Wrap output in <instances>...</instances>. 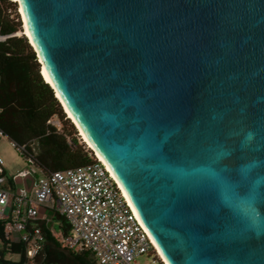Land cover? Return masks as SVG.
Masks as SVG:
<instances>
[{
    "label": "water",
    "instance_id": "95a60500",
    "mask_svg": "<svg viewBox=\"0 0 264 264\" xmlns=\"http://www.w3.org/2000/svg\"><path fill=\"white\" fill-rule=\"evenodd\" d=\"M15 3L163 261L264 264V0Z\"/></svg>",
    "mask_w": 264,
    "mask_h": 264
},
{
    "label": "built area",
    "instance_id": "2783aa9c",
    "mask_svg": "<svg viewBox=\"0 0 264 264\" xmlns=\"http://www.w3.org/2000/svg\"><path fill=\"white\" fill-rule=\"evenodd\" d=\"M60 120L51 116L46 124L61 132ZM0 137L6 138L29 164L12 176V180L25 181L13 189L0 159L3 237L9 244L23 245L27 264H34L42 252L46 234L61 248L90 252L96 264H133L136 255L146 252L166 264L117 179L78 134L77 141L90 161L60 170H49L39 163L35 139L18 144L1 129ZM66 142L75 145L68 136Z\"/></svg>",
    "mask_w": 264,
    "mask_h": 264
},
{
    "label": "trees",
    "instance_id": "16d2710c",
    "mask_svg": "<svg viewBox=\"0 0 264 264\" xmlns=\"http://www.w3.org/2000/svg\"><path fill=\"white\" fill-rule=\"evenodd\" d=\"M13 4L11 0H0L1 36L19 29L17 17H11L7 11ZM0 109V129L18 144L35 139L38 145L37 160L43 167L60 170L90 161L87 152L77 144L75 138H72L75 145L70 146L64 132H56L46 124V120L53 115L63 121L68 120L64 119L61 105L52 89L39 74L35 54L23 36L13 35L0 40ZM42 252L46 253V262L53 263L65 257L64 254H71L78 263L82 262L79 253L59 247L49 234H46ZM12 255L18 258L13 259ZM0 264H27L23 245L9 244L4 239L1 222Z\"/></svg>",
    "mask_w": 264,
    "mask_h": 264
},
{
    "label": "rangeland",
    "instance_id": "374dc122",
    "mask_svg": "<svg viewBox=\"0 0 264 264\" xmlns=\"http://www.w3.org/2000/svg\"><path fill=\"white\" fill-rule=\"evenodd\" d=\"M7 11L10 13L11 17H17L16 21L18 20L20 23V17H19L17 8H16V4L10 5ZM61 111L63 112L62 109ZM55 116L56 115H53V117ZM60 121L62 123L61 132H64L68 136V138L70 139L75 138L77 141L76 135L78 134V132L75 126L73 125V123L69 119L68 121H63L62 119ZM77 144L79 145L78 141H77ZM0 159L2 160V168L4 169V176L10 181L11 187L13 189H16L18 186H21L22 184L21 179L12 180V176L16 174L19 170L29 167V164L24 160L23 156L20 155L19 152L9 144V141L4 137H0ZM38 176L39 175H37V177ZM31 197L34 199L33 194H31ZM54 229L57 230V227L54 226ZM64 255L65 257H62L60 259L58 258L55 262L52 263V261L46 262V259H47L46 253L42 252L39 255V258L35 260L34 264H96L93 258V255L88 251L79 253V258L82 261L81 263H78L77 260H74L71 254L70 255L64 254ZM11 257L13 259L18 258L17 255H14V256L12 255ZM132 263L133 264H160V260L155 256L154 253L146 252V253H141V254L136 255Z\"/></svg>",
    "mask_w": 264,
    "mask_h": 264
},
{
    "label": "bare ground",
    "instance_id": "6f19581e",
    "mask_svg": "<svg viewBox=\"0 0 264 264\" xmlns=\"http://www.w3.org/2000/svg\"><path fill=\"white\" fill-rule=\"evenodd\" d=\"M14 1L16 2V0H14ZM16 8H17V5H16ZM17 11H18V9H17ZM18 14H19V11H18ZM19 17H20V14H19ZM20 20H21L20 23H21L22 27L20 28V30H18L17 32H15V34H16L17 36H19V35L25 36V37H26V40L28 41V40L30 39V37L28 36V34H27L26 30H25V27H24V25H23V22H22L21 17H20ZM0 37H1V36H0ZM2 38H3V37H2ZM27 38H28V39H27ZM29 42H30V41H29ZM30 43H31V42H30ZM31 44H32V43H31ZM39 70H40L41 75H42L43 79L45 80V82L51 85V81H50V79H49V77H48V75H47V73H46L44 67L41 66V68H40ZM55 94H56L55 96L57 97V99L60 100L59 95H58L57 93H55ZM61 108H62L64 114L67 116V118L70 119V121L73 123V125H74L75 128L77 129L78 135L80 136V138L82 139V141L85 142V144H86L88 147H91V145L88 143V141L86 140L85 136L83 135V133L81 132V130H80L79 127L77 126L76 122H75L74 119L72 118L71 114L68 112V110H67L63 105L61 106ZM96 155L99 157V159L102 160V158H101V156H99V154L96 153ZM159 254H160V253H159ZM166 264H167V263H166Z\"/></svg>",
    "mask_w": 264,
    "mask_h": 264
},
{
    "label": "clouds",
    "instance_id": "9594fccd",
    "mask_svg": "<svg viewBox=\"0 0 264 264\" xmlns=\"http://www.w3.org/2000/svg\"><path fill=\"white\" fill-rule=\"evenodd\" d=\"M14 3H15V1H13ZM16 4V3H15ZM19 29H20V27H19ZM20 36H22V35H20ZM27 41V40H26ZM28 43V42H27ZM30 46V45H29ZM37 61V60H36ZM39 70V69H38ZM40 74V73H39ZM54 94V93H53ZM64 116H65V114H64ZM66 118H67V116H66ZM69 118H67V120H68ZM70 120V119H69Z\"/></svg>",
    "mask_w": 264,
    "mask_h": 264
},
{
    "label": "crops",
    "instance_id": "0c3cea01",
    "mask_svg": "<svg viewBox=\"0 0 264 264\" xmlns=\"http://www.w3.org/2000/svg\"><path fill=\"white\" fill-rule=\"evenodd\" d=\"M24 182H25V181L21 180V183H22V184H24ZM22 184H21V185H22Z\"/></svg>",
    "mask_w": 264,
    "mask_h": 264
}]
</instances>
